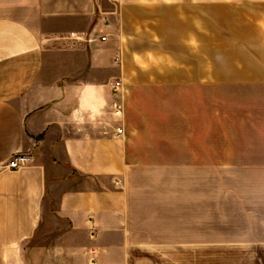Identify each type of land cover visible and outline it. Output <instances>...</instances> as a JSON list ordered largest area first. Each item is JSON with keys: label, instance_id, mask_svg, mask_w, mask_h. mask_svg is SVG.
Masks as SVG:
<instances>
[{"label": "crops", "instance_id": "0c3cea01", "mask_svg": "<svg viewBox=\"0 0 264 264\" xmlns=\"http://www.w3.org/2000/svg\"><path fill=\"white\" fill-rule=\"evenodd\" d=\"M145 167L185 168L183 228ZM0 264H264V0H0Z\"/></svg>", "mask_w": 264, "mask_h": 264}, {"label": "rangeland", "instance_id": "374dc122", "mask_svg": "<svg viewBox=\"0 0 264 264\" xmlns=\"http://www.w3.org/2000/svg\"><path fill=\"white\" fill-rule=\"evenodd\" d=\"M118 115H121L122 109L120 106L115 107ZM143 175L140 176L143 183L142 198L143 211L147 216L153 219L148 223L152 228L155 227H174L183 228L185 222V215L188 214L186 209V192L188 187L185 180L184 167H145ZM225 186L227 189L233 187L232 181L225 179ZM189 185V191L192 189L193 197L200 196V185L193 182ZM219 185L213 178L209 179V183L203 188L207 193L205 197L206 202L203 204L199 202L193 203V210H203L208 215L210 228H240L243 220H240V215L236 214L237 207L230 199H225L221 202L217 196ZM190 211V207H189ZM167 219H160V218ZM241 218V217H240Z\"/></svg>", "mask_w": 264, "mask_h": 264}, {"label": "built area", "instance_id": "2783aa9c", "mask_svg": "<svg viewBox=\"0 0 264 264\" xmlns=\"http://www.w3.org/2000/svg\"><path fill=\"white\" fill-rule=\"evenodd\" d=\"M101 40L106 41V37H102ZM121 86L122 85H121L120 81L115 83V85H114V94L115 95H117L119 93ZM123 134H124L123 130L119 129L117 132V137H122ZM29 163H30V158L28 156L18 154V155H15L14 157H12V159L9 162L8 167L10 169L18 170V169L26 167Z\"/></svg>", "mask_w": 264, "mask_h": 264}]
</instances>
